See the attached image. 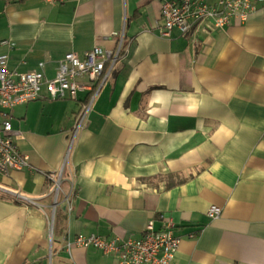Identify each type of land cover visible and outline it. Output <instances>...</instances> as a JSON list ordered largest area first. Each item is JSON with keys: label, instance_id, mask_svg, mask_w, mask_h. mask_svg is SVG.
Masks as SVG:
<instances>
[{"label": "crops", "instance_id": "crops-1", "mask_svg": "<svg viewBox=\"0 0 264 264\" xmlns=\"http://www.w3.org/2000/svg\"><path fill=\"white\" fill-rule=\"evenodd\" d=\"M163 1L0 0L15 72L43 64L51 79L67 53L113 51L114 32L128 46L78 132L86 92L8 111L29 166L0 174V264H117L68 243L138 240L164 221L176 264H264V6L163 37Z\"/></svg>", "mask_w": 264, "mask_h": 264}, {"label": "built area", "instance_id": "built-area-1", "mask_svg": "<svg viewBox=\"0 0 264 264\" xmlns=\"http://www.w3.org/2000/svg\"><path fill=\"white\" fill-rule=\"evenodd\" d=\"M264 6V0H171L163 1L161 16L163 30L161 36L169 37L173 29L180 34H190L194 26L206 24L212 29L225 28L231 19L245 20ZM117 39L113 51L93 47L82 54L67 53L59 61L55 76L47 79L43 72V64L38 70L18 73L8 66V56L0 55V174L7 175L11 171L28 168V157L20 153L17 140L22 136L12 128L8 111L15 105L25 104L43 98L42 91L50 101L68 98L77 100L79 93L86 92L76 116L75 133L82 127L90 112L96 96L106 81L112 76L115 66L128 51L124 33H112ZM1 46L14 47V43L3 40ZM74 133V134H75ZM63 169V168H62ZM54 182V193L57 197L60 188V177ZM220 210L210 208L208 217L218 218ZM179 238L173 234V225L164 221L161 230H155L149 222L138 240L119 241L104 240L96 235L75 237L71 245L94 247L104 255L116 257L117 264H176L174 256L179 246Z\"/></svg>", "mask_w": 264, "mask_h": 264}]
</instances>
